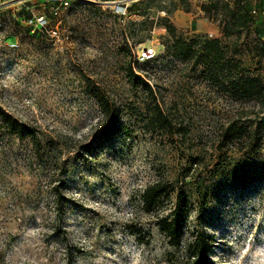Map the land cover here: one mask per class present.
Instances as JSON below:
<instances>
[{"label":"rangeland","instance_id":"374dc122","mask_svg":"<svg viewBox=\"0 0 264 264\" xmlns=\"http://www.w3.org/2000/svg\"><path fill=\"white\" fill-rule=\"evenodd\" d=\"M8 1L25 19L31 13L23 4L58 28L38 34L21 23V45L0 48V264H186L198 232L212 238L215 264H264V150L230 158L213 146L242 107L260 110L244 114L251 123L264 122V109L219 91L203 65L170 51L167 23L177 36L209 37L178 22L206 18L187 15L200 3L132 0L120 15L119 0H74L53 15L55 0ZM257 33L242 30L231 41L247 51ZM250 63L264 77V58ZM129 65L151 83L173 127L152 126L153 95L129 79ZM103 95L121 118L104 139ZM5 114L34 126L40 143L9 130ZM237 165L244 169L235 172ZM159 181L170 184L171 196L147 213L143 190ZM174 216L184 222L177 247L159 230L160 219Z\"/></svg>","mask_w":264,"mask_h":264},{"label":"trees","instance_id":"16d2710c","mask_svg":"<svg viewBox=\"0 0 264 264\" xmlns=\"http://www.w3.org/2000/svg\"><path fill=\"white\" fill-rule=\"evenodd\" d=\"M263 9V6H262ZM257 15V14H256ZM248 11H232L226 16L223 24L224 34L229 37L225 40L221 37L209 38L206 36H195L193 38H184L175 34L174 26L167 23L170 34L173 36V42L170 51L173 55L183 61H193L194 65L201 64L204 66L203 73L206 75L208 82L217 87L219 91L228 93L238 99L257 100L261 108L264 109V77L260 72L250 70V61L254 58H264V40L262 41L263 32H259L260 26L254 24V17ZM252 26V27H251ZM247 32L256 31L261 38L254 43L253 47L247 51L240 50L237 42L231 41V37L236 35L240 38L242 30ZM255 29V30H254ZM257 29V30H256ZM231 52V55L229 54ZM128 77L133 82H139L145 89L153 95L151 107L148 109V115L152 126L158 130H167L173 127L172 119L169 113L160 104L155 97V91L151 83L138 73L131 65L127 68ZM103 112L108 121L100 130L99 138H106L118 126L120 118L119 108L108 96L103 95L100 101ZM241 113L236 119L229 120L219 127V139L213 143L215 150L220 155H227L230 158L256 154L264 150V122H249L244 119V114H259L260 110H249L242 107ZM264 111V110H263ZM5 118L9 130L16 132L18 135H28L35 142L40 143L38 133L34 126L26 122L15 121L10 116ZM37 156L44 158L40 150H37ZM205 152L201 151L195 158L193 164L200 166ZM244 169V165H237L235 172ZM171 196L170 184L156 182L149 184L143 190L142 204L147 213L158 210L163 200ZM60 202V198H57ZM159 230L168 238L169 243L175 247L182 242L184 234V222L179 216L159 220ZM137 237H141L142 228H136L133 232ZM213 240L210 236L198 232L194 241L189 246V258L186 264H215L211 261L210 253Z\"/></svg>","mask_w":264,"mask_h":264},{"label":"built area","instance_id":"2783aa9c","mask_svg":"<svg viewBox=\"0 0 264 264\" xmlns=\"http://www.w3.org/2000/svg\"><path fill=\"white\" fill-rule=\"evenodd\" d=\"M8 0H0V48L7 47L10 49H16L21 45L20 40L16 37V30L19 29L21 23H29L32 26L31 31L38 32V34H46L47 32L57 33V26H52L50 24V20L47 15L44 13H36L33 10V6L25 5L26 9L30 11L31 15L25 19V15H20L17 13L15 8H7L6 6L11 3L7 2ZM15 2V0H13ZM22 3H25L24 0ZM44 1H52V0H44ZM59 3L58 6L53 7V10L50 12L53 15H60L61 10L60 7L67 8L70 3L74 0H55ZM94 5L106 6L110 5L109 0H91ZM132 0H119L114 4L115 12L120 15H126L130 13V3ZM253 15L258 13L257 9L251 11ZM263 17H264V4L262 9ZM221 14L220 16H222ZM218 22L224 23L225 21L221 18L218 19ZM209 37H217L214 36V33H209Z\"/></svg>","mask_w":264,"mask_h":264},{"label":"crops","instance_id":"0c3cea01","mask_svg":"<svg viewBox=\"0 0 264 264\" xmlns=\"http://www.w3.org/2000/svg\"><path fill=\"white\" fill-rule=\"evenodd\" d=\"M194 5L196 6L199 2L200 5L196 14L194 12H189L187 15H206V18L190 20L188 19V23L183 17H178L180 19L178 22L181 25L186 27H190V32L192 33H200V32H213L217 37H221L225 40H229L230 38L224 34L223 24L219 23L218 19L211 17L213 15H227V13H231L232 11H252L254 9L258 10V13L254 17V24L259 23V21H263L262 19V6L264 4V0H193ZM178 11V10H177ZM176 11V12H177ZM258 16V20H257ZM178 22H175V25L178 27ZM252 27V26H251ZM244 30V29H243Z\"/></svg>","mask_w":264,"mask_h":264}]
</instances>
